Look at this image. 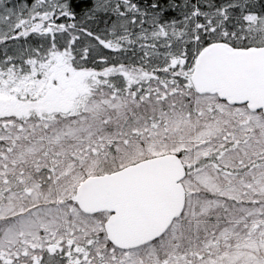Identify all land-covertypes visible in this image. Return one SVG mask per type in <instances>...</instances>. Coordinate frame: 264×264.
<instances>
[{"label":"snow or ice","instance_id":"6c2138e0","mask_svg":"<svg viewBox=\"0 0 264 264\" xmlns=\"http://www.w3.org/2000/svg\"><path fill=\"white\" fill-rule=\"evenodd\" d=\"M0 264H264V0H0Z\"/></svg>","mask_w":264,"mask_h":264}]
</instances>
